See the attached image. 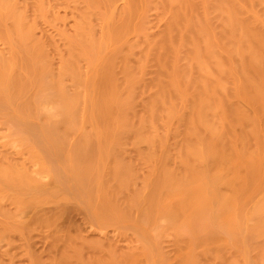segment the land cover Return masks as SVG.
I'll return each instance as SVG.
<instances>
[{
    "label": "bare ground",
    "instance_id": "obj_1",
    "mask_svg": "<svg viewBox=\"0 0 264 264\" xmlns=\"http://www.w3.org/2000/svg\"><path fill=\"white\" fill-rule=\"evenodd\" d=\"M68 1L74 6L81 4L77 7L76 34L67 39L60 68L54 74L46 45L33 36L35 20L28 23L15 0H0V33L9 45L7 53L0 56V108L9 105L21 120L39 118L40 103L53 101L55 116L65 121L53 123L50 119L51 123H46L45 116L46 129L41 127L46 130L45 139L42 135L35 139L42 137L41 143L54 146L56 151L58 133L63 135L58 134L61 138L68 136L75 128L83 127L81 122L78 124L79 118H95V131L90 133L94 137L79 132L78 137L82 138L75 140V144L73 141L72 146L70 143L69 154L75 160L74 181L79 187L76 190L86 197L91 209L88 211L97 212L96 218L99 213L123 219L141 204L143 217L150 219L162 212L184 223L215 206L216 229L187 244L180 264H232L233 253L239 259L237 262L241 258L250 261L249 252L244 251L246 243L256 237L264 239V194L253 207L256 223L246 225L248 229L240 224V215L248 207L250 197L254 198L252 195L264 186V0H156L152 3L159 11V20L164 22L163 29L153 38L142 36L133 41L127 39L131 26L136 34L133 37L144 35L147 1L133 0L131 8L109 24V0ZM31 3L34 18L44 17L42 1ZM93 19L103 23L102 32H106L96 35L99 38L93 34ZM6 22L8 28L3 30ZM107 44L112 46L110 51H106ZM82 62L85 71L81 69ZM149 65L153 70L146 82ZM67 78L75 87L72 93H67L63 85ZM141 96L143 102L137 110L136 102ZM240 101L251 107V114L241 108ZM236 127L241 128L238 134ZM42 130L35 132L40 134ZM47 134L51 143L46 142ZM158 134H162L160 140L154 137ZM168 135L175 140L177 137L170 148L180 167L169 169L165 154L166 161L161 160L156 170L150 169L152 174L148 172L152 179L150 175L146 178L149 192L142 200L118 205L117 195L130 173V167L121 165L119 159L126 142L132 146L140 142L159 144L164 150ZM62 141L67 144L66 139ZM201 164L206 167L199 168ZM0 173L8 180L12 175L5 169ZM9 181L7 184H11ZM14 181L10 188L16 189L17 196L24 185L20 178ZM220 184L227 186L228 193L232 190L230 195L218 194L216 188ZM72 185L68 191V182L63 186L66 190L59 187L61 192L75 194L76 186L71 190ZM32 186L31 197L26 199L30 203L48 192L39 183L32 182ZM14 199L22 203L25 200ZM58 240L64 242V250L58 261L47 264L141 263L131 251L122 253L114 249L104 254L99 242L86 243L83 238L66 236L55 239ZM85 250L88 259L84 262ZM251 262L264 264V245Z\"/></svg>",
    "mask_w": 264,
    "mask_h": 264
},
{
    "label": "rangeland",
    "instance_id": "obj_2",
    "mask_svg": "<svg viewBox=\"0 0 264 264\" xmlns=\"http://www.w3.org/2000/svg\"><path fill=\"white\" fill-rule=\"evenodd\" d=\"M40 1H42L41 5L43 6L42 9L44 10V13L42 14L44 17L42 18H34V13L31 7L32 0H15V3L17 7L23 9L26 21L28 23H31L32 20H35L36 26L33 28V36L35 39H38V41L41 40L42 44L46 45L45 51L48 55L47 57L49 64L52 67V72L57 74L55 72H58V68H60V61L64 57L66 41L68 38L72 39L75 37V21L78 20L77 7L80 8L81 4L74 6L75 4L68 0ZM132 1L133 0H109L107 2L109 6L107 7V10L108 14L109 12L112 13V16L107 19V23H115L116 20L119 19L121 12L127 11L131 8L130 2ZM137 1H142L143 3L147 1L148 3L147 6L149 8L147 7V11L144 15L145 31L144 35L137 34V36L133 37L135 33H132L131 29L133 26H131V35H129L130 37H127V39H132L130 41L135 39L139 40L142 36L153 38L157 36L164 27V22L159 20V11L152 3L156 0ZM92 23L95 28L93 34L96 33L94 37L99 38V36L96 35H101L103 33V28H101L103 23L101 24L95 19H93ZM8 25L9 23L6 22L3 30H6ZM1 36L3 35L0 33V56H3L9 50V45L3 40ZM107 48L108 51H110L112 46L108 45L106 47V51ZM134 58L136 59V57ZM149 66L145 73L146 76L144 75V78H146L144 81L146 82H148L147 80L150 81V76L152 75L153 70L151 68L152 66ZM81 69L85 71L84 62L81 63ZM63 85L65 86L67 93H72V91L75 90L73 83H71L68 78L64 80ZM143 97L145 99V95ZM143 97L141 96L139 99H137V110L140 109V106L143 102ZM52 102L53 101L50 103L44 101L40 103L41 107L39 106L38 108L41 110L39 112L42 115L39 116V118H25L26 120H21L19 116L14 114L9 105H5L0 108V170H9L12 172V175H14L12 176L10 173H8L10 174L9 181L7 179L8 177L5 178L0 173V264H36L37 262L47 264L52 260L58 261L60 254L64 250L65 244L62 240L55 241V239L61 238L63 236L69 238H83L86 243L99 242L101 246L100 248L104 254H109L111 251H114V249L115 252L122 253L131 251L136 255L137 258L141 260L140 264H180V262L185 257L184 252L188 249L187 244H190L192 241L195 242L196 238L198 237L204 238L213 229H216L218 221L214 216L215 206L207 210V212L205 211L201 214H199V212L196 213L193 217L189 218L190 220L187 219L189 222L186 220L184 223H182L181 219L178 221L177 217L171 218L168 215H164L162 212L150 219L143 217L142 213L140 212L142 208L141 204L137 207H134V209H131L132 211L128 213L126 218L124 217L123 219H113L111 216L108 218L102 214L99 215V213L97 214L96 218L95 214L97 212L93 214L91 211L90 212L92 214H90L88 211L90 208L88 209L89 206L86 204V197L83 195V193V197L80 195L81 192L78 190V184L77 186L75 185V160H73L74 157L69 154V152L71 153L72 151L70 150L69 145L71 143L72 146L77 143L75 140H80L81 136L78 137L79 132H83L84 134L86 133L88 135H91L90 133L93 134L95 129L92 127V125L96 122V120L95 118L94 120L93 118L90 119V117H87L86 119L84 117H78L79 120H81L78 124L81 122V125L83 126H79L81 127L78 128L79 130L81 129L80 131L75 128L73 132H69L68 136L66 135L62 138L61 136L63 135L58 133L61 136L59 137L57 134V138L59 140H55L56 142L58 141V144L55 142L57 144V152L54 150L55 148H53L54 146L51 144L48 145L52 146V148L48 147L46 145L47 143H41V138L43 137L42 140H44L46 133V130H42L41 128L43 127V123H51L50 119L53 123L54 121L58 122L59 120V123L65 121L63 119L61 122V117L58 118V116H55V103L52 104ZM241 108L247 113H250L251 107L247 103H243L242 101ZM43 116L44 118H42ZM45 116L49 121L44 120L46 118ZM78 118H76L77 122ZM28 123L30 127L27 125ZM43 129H46V127H43ZM237 129L236 131H238V134L241 132V128L240 130L239 127ZM40 130H42V134H37L35 132H40ZM60 131L62 132V130ZM43 132H45L44 135ZM35 133L36 136H34ZM162 134L160 136H162ZM38 135H42V137L35 139V137ZM171 135L167 136L169 139L167 138L164 140L166 150H162L159 144H153L151 146L149 144L140 142L139 144L132 146L130 142V144L126 142L124 149L122 150L124 152L121 153V157H119V159L122 162L121 165L124 164L123 166L126 165L130 167V173L126 175L124 179L125 183L122 185L117 195L116 203L118 205L125 206V203L129 200H142V198L149 192L146 178H150V173H153L151 171L153 170L152 168L155 169L156 166V168H158V163L161 162V160L163 162L169 159L166 161L168 162L167 165L169 166V169L171 168L173 170L175 168L176 170L180 167L179 162L172 157L174 152L171 149V145L177 140V137L174 136L176 138L175 140ZM91 136L94 137V135ZM158 136L159 134L154 137L157 138V140H160L161 137ZM47 137H49L48 134L46 135V142L48 141L51 143L50 139ZM52 137L53 136L50 135L51 140L54 138ZM132 137L129 141L132 140ZM62 139H66L67 144L63 145ZM39 141L41 144L46 146L44 147L43 145L39 144ZM59 141L62 143L60 144ZM38 144L39 146H36ZM168 147L171 150H168ZM165 154H167L166 160H164L163 157ZM169 156L171 159L168 158ZM145 160H148V163H146ZM167 165L166 167L168 168ZM205 165L201 164L199 168H201V166L206 167ZM149 171L150 173H148ZM243 171L244 169L241 171L242 174L245 172ZM71 173L73 177L71 176ZM55 176L56 178H54ZM60 176L61 178L59 179L61 182L59 181V183L61 184L59 185L57 180H59L58 177ZM14 177H16V180L17 178H20L22 181L20 184L25 186H23V189L20 188L22 191L17 190L21 192V194H19L20 196H23H21V198H19V195H17L19 196L17 198L15 192L16 189L14 191L12 188H10L13 186L12 182L15 179H12ZM68 178H70V180H68ZM150 179H152V176ZM16 180L14 182H16ZM8 181L11 184H7ZM32 182L39 183L42 188L46 187V189H48V192H46L45 196L42 194L45 200H42V197L39 200L40 202L36 201L34 202L35 204L28 202L31 197L30 190L33 188ZM67 182L69 187L67 186ZM17 183H19V181ZM72 183L76 186L75 188L73 187L74 185H72ZM56 184H58L57 188ZM71 185V190L74 188L73 193L75 192V194H72L71 191L68 193L66 192L70 189ZM59 186H67V190L65 187H63L66 191L61 192V188ZM77 187L78 189L76 190ZM263 187L260 189V191H257L255 195L253 194L254 196L252 195L254 198L250 197L249 203L247 204L248 207L245 206L246 208L244 207L245 209L242 210L243 212L241 211L243 214L240 215L238 213L240 216L243 215V223H240L241 220L237 217L239 219V221L237 220L238 223L243 224L242 228L253 225L254 222L256 223V215H254L256 213H254L253 207H256L255 204L257 205L258 203L255 200H259V198L262 197V194H264ZM56 189L58 191H56ZM216 190L221 196L223 193H227L225 196L230 195L229 193L232 191L230 189V192L228 193L229 189L226 185L224 186V184H220L219 188H216ZM77 191L78 193L76 195ZM257 194L259 195L257 196ZM24 195L29 197L27 198ZM14 198L20 199L21 201H23L25 198L23 203L26 202L27 204H23L19 201L16 202ZM240 224H238L239 227ZM248 228L249 227H247V229ZM256 238H254L252 241L250 240V243H246L248 247H244L247 248V251L245 249L244 251L247 253L249 252V257H247L245 252L243 253L247 258H250V261L248 260L247 262L245 259L243 260L241 258L242 261L237 262L238 258L236 257L237 259H235V254L233 253L231 258L232 260H230V262L232 263L233 261L235 264H250L249 262L254 260L264 245V239L262 237ZM232 249H228V252ZM199 250L200 249L198 248L197 251L199 252ZM242 251H240V253ZM230 253L232 252L230 251ZM230 253H228V255ZM238 257L240 258V256ZM87 259L88 251L85 250L83 252L82 261L85 262Z\"/></svg>",
    "mask_w": 264,
    "mask_h": 264
}]
</instances>
